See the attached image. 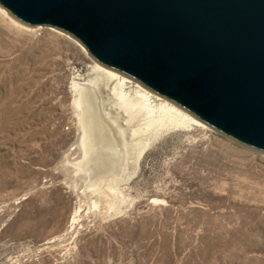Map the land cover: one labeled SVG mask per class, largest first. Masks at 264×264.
Wrapping results in <instances>:
<instances>
[{
	"label": "rangeland",
	"instance_id": "1",
	"mask_svg": "<svg viewBox=\"0 0 264 264\" xmlns=\"http://www.w3.org/2000/svg\"><path fill=\"white\" fill-rule=\"evenodd\" d=\"M5 12L0 264H264V150L193 114L200 125L152 130L136 164L69 171L72 84L108 65L77 37Z\"/></svg>",
	"mask_w": 264,
	"mask_h": 264
},
{
	"label": "water",
	"instance_id": "2",
	"mask_svg": "<svg viewBox=\"0 0 264 264\" xmlns=\"http://www.w3.org/2000/svg\"><path fill=\"white\" fill-rule=\"evenodd\" d=\"M77 37L207 125L264 150V0H0Z\"/></svg>",
	"mask_w": 264,
	"mask_h": 264
},
{
	"label": "bare ground",
	"instance_id": "3",
	"mask_svg": "<svg viewBox=\"0 0 264 264\" xmlns=\"http://www.w3.org/2000/svg\"><path fill=\"white\" fill-rule=\"evenodd\" d=\"M0 9L3 13L6 10ZM85 79L86 82L72 84L79 130L73 146L77 147L78 155L68 154L66 169H90V164L108 168L123 163L136 164L150 141L148 135L152 130L156 134L162 127L200 125L184 107L160 97L140 80L109 65L104 67L94 61ZM75 181L69 179L67 182L75 188Z\"/></svg>",
	"mask_w": 264,
	"mask_h": 264
}]
</instances>
